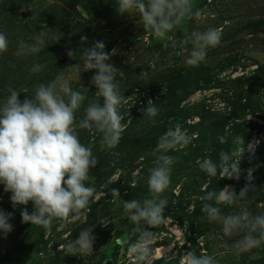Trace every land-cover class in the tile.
Here are the masks:
<instances>
[{
	"label": "rangeland",
	"instance_id": "1",
	"mask_svg": "<svg viewBox=\"0 0 264 264\" xmlns=\"http://www.w3.org/2000/svg\"><path fill=\"white\" fill-rule=\"evenodd\" d=\"M116 7L117 0H0V33L9 41L7 51L0 53V102L9 95V86L21 99L31 98L38 84L63 76L87 98L75 114L78 121L88 101L97 99V89L91 84L94 70L85 68L77 75L71 66L83 67V49L103 40L110 62L124 71L118 81L121 91L126 97L133 95L129 103L135 107L120 110L124 118L130 113L124 123L131 120L110 150L120 165L106 185L90 177L88 186L97 193L94 218L73 223L57 219L49 234L43 227L22 223L20 211L27 207L31 212V203L13 207L11 193L0 185V209L12 213L13 226L7 235L0 232V264H135L127 244L138 238L137 225L125 213L123 201L150 197L147 178L155 166L158 138L163 129L177 124L192 140L167 153L174 158L171 183L163 194L168 219L163 228H150L159 234L154 264H180L188 251L214 256L219 264H264V244L237 252L232 245L244 233L224 236L222 225L209 222L202 212L205 201L200 199L226 185L238 194L246 183V170L252 168L256 189L235 205L219 207L225 215L243 210L264 213V0H192L193 12L200 10L201 18L185 16L165 38L145 29L138 13L121 15ZM209 27L222 29L221 43L208 49L199 66L187 65L192 45L183 41ZM82 35L88 37L86 43ZM39 36L45 40L39 51L22 50L21 42L35 45ZM68 50L74 55L69 57ZM149 91L158 93L153 103L160 112L154 118L143 114L147 106L136 110V103L149 100ZM77 131L80 137L86 130ZM86 133L90 142L100 137ZM241 139L245 151L238 181L209 177L200 170L198 160L210 156L218 161L220 151L231 153ZM250 143L256 144L254 151ZM112 189L119 190L120 199L113 198ZM104 218L109 220L107 227L98 224ZM91 227L96 236L93 251L67 253L63 246Z\"/></svg>",
	"mask_w": 264,
	"mask_h": 264
},
{
	"label": "clouds",
	"instance_id": "2",
	"mask_svg": "<svg viewBox=\"0 0 264 264\" xmlns=\"http://www.w3.org/2000/svg\"><path fill=\"white\" fill-rule=\"evenodd\" d=\"M115 10L121 15L138 13L143 27L158 38H165L185 16L196 19L202 16L200 10L193 12L192 0H117ZM80 39L86 43L88 37L82 35ZM221 40L222 29L218 27L192 32L183 41L192 45L186 64L199 66L206 59L208 49L217 47ZM44 44L43 36H39L35 45L21 42V48L36 52ZM172 44L175 45L174 40ZM8 45L6 35L0 33V53L6 52ZM105 47L103 40L93 42L91 47L83 49V67L81 64L71 66L77 75L85 68L86 71L94 70L91 84L97 89V99L88 101L78 121L75 114L87 98L80 91L73 90L69 80L63 76L47 85L38 84L31 98L21 99L20 93L9 86V95L0 102V185H3L4 192L11 193L13 207L31 203V212L27 207L21 209V222L43 227L49 234L57 219L68 223L86 221L90 204L96 202V189L86 182L98 159L91 144L81 143L77 129L88 130L93 137L100 134V144L111 149L119 144L131 123V120L123 122L124 115L120 110L129 104L133 95L126 97L121 91L118 81L124 71L110 62L112 55L105 51ZM66 54L71 57L74 52L68 50ZM142 111L154 118L160 109L149 99ZM191 140L192 137L178 124L161 135L153 152L155 166L149 169L147 178L150 197L123 201L125 213L137 225L134 232L138 233V238L127 244L128 256L134 258L135 264H154V246L159 234L150 228L158 227L168 219L165 216L168 200L163 194L171 183L174 158L167 153L186 147ZM242 145L241 139L240 146L231 153L220 151L218 161L205 156L197 161L198 167L209 177L238 181L241 157L245 151ZM255 146V143H250L248 148L254 151ZM253 171L252 168L246 170V183L238 194L232 186L226 185L219 192L208 191L200 197L205 201L202 212L209 222L222 225L224 236L244 233L232 245L237 252H247L264 244V213L253 215L243 210L239 214L225 215L219 205H235L254 191ZM111 193L114 199H120L118 189H112ZM11 218L12 213L0 209V232L5 235L13 230L9 223ZM98 224L107 227L109 220L104 218ZM95 241L91 227L82 229L63 247L72 256L87 255L93 251ZM180 264H219V261L206 253L197 255L188 251L181 257Z\"/></svg>",
	"mask_w": 264,
	"mask_h": 264
},
{
	"label": "trees",
	"instance_id": "3",
	"mask_svg": "<svg viewBox=\"0 0 264 264\" xmlns=\"http://www.w3.org/2000/svg\"><path fill=\"white\" fill-rule=\"evenodd\" d=\"M194 89H191L193 91ZM126 118H124L125 120ZM166 125V124H165ZM168 126L170 127V123H168ZM88 133V130H86ZM86 131H83L80 134V141L81 143L85 144L86 146L91 144L92 145V152L97 157L98 163L97 166L93 169H91L89 176H95V179L99 181L100 185H106L110 176L115 172L117 166L120 165V162H114V159L112 157V153L110 152L109 148H106L100 144V137L97 138L94 142L89 141V137L85 135ZM161 134H164L166 132V129H163L161 131ZM86 133V134H87ZM248 162V159L245 161ZM90 180V179H89ZM228 181V180H227ZM86 184H89V181L86 182ZM10 200V199H9ZM97 203H91L90 204V211L87 213V218H94V214L97 211L95 207ZM160 228H163V225L159 226ZM42 235V233H41Z\"/></svg>",
	"mask_w": 264,
	"mask_h": 264
},
{
	"label": "built area",
	"instance_id": "4",
	"mask_svg": "<svg viewBox=\"0 0 264 264\" xmlns=\"http://www.w3.org/2000/svg\"><path fill=\"white\" fill-rule=\"evenodd\" d=\"M149 93H152V95L149 97V99H151L152 101H153V98H156V96H157V94L158 93H154V92H150L149 91ZM139 97H144V96H139ZM144 101H146L145 100V98L144 99H142V100H140L139 101V104H137L136 103V110L138 109V110H141L142 109V107L143 106H147V102L145 103ZM130 103L128 104V105H126V107H128V108H130ZM133 108H135L134 106H132ZM135 110V109H134ZM128 112V111H127ZM132 112V111H131ZM130 115V113H128V114H126V117L125 118H127L128 116Z\"/></svg>",
	"mask_w": 264,
	"mask_h": 264
}]
</instances>
